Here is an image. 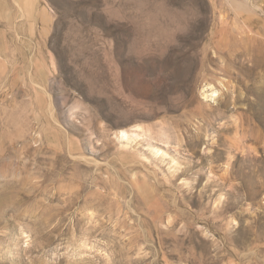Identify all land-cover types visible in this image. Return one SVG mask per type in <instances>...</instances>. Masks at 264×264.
Instances as JSON below:
<instances>
[{"label": "rangeland", "instance_id": "1", "mask_svg": "<svg viewBox=\"0 0 264 264\" xmlns=\"http://www.w3.org/2000/svg\"><path fill=\"white\" fill-rule=\"evenodd\" d=\"M0 264H264V0H0Z\"/></svg>", "mask_w": 264, "mask_h": 264}, {"label": "bare ground", "instance_id": "2", "mask_svg": "<svg viewBox=\"0 0 264 264\" xmlns=\"http://www.w3.org/2000/svg\"><path fill=\"white\" fill-rule=\"evenodd\" d=\"M248 30L251 31V33L254 31L252 28H249ZM123 136H124V135H123Z\"/></svg>", "mask_w": 264, "mask_h": 264}]
</instances>
